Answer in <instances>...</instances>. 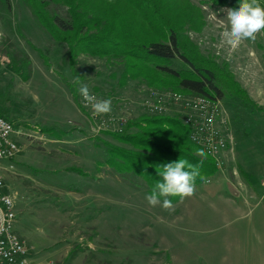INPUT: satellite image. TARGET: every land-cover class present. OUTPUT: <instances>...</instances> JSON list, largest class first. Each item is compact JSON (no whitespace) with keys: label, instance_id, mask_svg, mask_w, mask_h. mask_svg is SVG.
Segmentation results:
<instances>
[{"label":"rangeland","instance_id":"1","mask_svg":"<svg viewBox=\"0 0 264 264\" xmlns=\"http://www.w3.org/2000/svg\"><path fill=\"white\" fill-rule=\"evenodd\" d=\"M192 1L203 23L187 32L189 39L214 66L226 64L250 106L220 98L230 153L195 183L191 196L165 209L149 205L139 176L101 163L105 142L118 143L106 131L151 114L140 102L148 85L139 78L118 84L116 58L80 53L71 71L62 61L65 44L51 39L24 0H9L8 7L0 0V112L22 131L14 136L19 149L0 159V171L14 204L13 228L32 264H264V29L255 41L230 46L222 33L230 29L232 8ZM16 67L28 69L27 78ZM77 77L96 97L111 99L110 113L94 115L80 102ZM162 112L174 114L175 108L162 105ZM43 126L68 130L56 137ZM241 185L258 192L245 198Z\"/></svg>","mask_w":264,"mask_h":264},{"label":"trees","instance_id":"2","mask_svg":"<svg viewBox=\"0 0 264 264\" xmlns=\"http://www.w3.org/2000/svg\"><path fill=\"white\" fill-rule=\"evenodd\" d=\"M1 1L9 6V0ZM198 1L224 4L231 8L238 7L240 3V0ZM24 2L51 39L65 44L62 61L68 64L71 71L80 53L116 58L120 85L127 79L139 78L149 87L171 89L191 96H233L238 98L241 106H250L246 102L248 99L244 98L247 94L243 87L237 84L226 64L214 66L213 60L201 56L189 39L187 32L191 29L197 31L203 23L202 12L192 0ZM55 6L60 9L62 6V13ZM39 54L47 63V57ZM26 64L28 60L23 59L21 65ZM13 70L23 79L28 76V69L21 71L16 67ZM64 82L70 87L72 99L79 105L77 92L72 89L74 85L67 80ZM123 124L120 130L106 131L118 143L105 142V156L101 163L115 171H130L139 176L148 195L157 181L162 180L158 172L163 166L179 158L200 164V174L204 178L217 169L211 157L198 155V150L202 148L189 139L187 127L176 114H140L126 119ZM39 129L56 137L68 130H55L52 126ZM69 168L83 174L77 166ZM201 180L197 177L195 183ZM179 197L170 196L168 199L174 202Z\"/></svg>","mask_w":264,"mask_h":264},{"label":"built area","instance_id":"3","mask_svg":"<svg viewBox=\"0 0 264 264\" xmlns=\"http://www.w3.org/2000/svg\"><path fill=\"white\" fill-rule=\"evenodd\" d=\"M79 99L86 105L81 95ZM140 102L144 110L150 113H164L162 105L173 106L174 114L187 127L189 139L214 160L217 168L224 164L223 157L230 153L231 134L226 109L220 98L201 95V98L181 100L179 91H158L147 86ZM217 111L225 112L223 122L228 127V136H220L215 129L208 127V118H215ZM120 129L119 125L114 127V130ZM21 132L20 128L0 114V159L11 158L16 153L19 145L14 136H20ZM14 221L12 196L5 190L0 172V264H32L23 239L13 228Z\"/></svg>","mask_w":264,"mask_h":264},{"label":"clouds","instance_id":"4","mask_svg":"<svg viewBox=\"0 0 264 264\" xmlns=\"http://www.w3.org/2000/svg\"><path fill=\"white\" fill-rule=\"evenodd\" d=\"M227 16L230 29L225 30L222 36L230 46L235 47L245 39L255 41L256 34L264 29V6L261 0H240L238 7L229 10ZM73 83L79 85L78 91L86 106H91L94 115L111 112L110 98L96 97L90 92L89 86L82 83L78 77ZM198 155L206 158L207 154L200 149ZM158 175L162 177V180L157 181L152 193L146 196V200L150 206L162 205L165 209L173 207L168 197L180 196L183 199L191 196L195 191L196 178L204 179L200 174V164H192L181 158L166 163ZM161 198H163L162 201Z\"/></svg>","mask_w":264,"mask_h":264},{"label":"bare ground","instance_id":"5","mask_svg":"<svg viewBox=\"0 0 264 264\" xmlns=\"http://www.w3.org/2000/svg\"><path fill=\"white\" fill-rule=\"evenodd\" d=\"M201 98V96L193 97ZM181 100H191L189 96L181 94ZM225 119L224 111H217L215 118H208V127L209 129H215L220 136H228V127L223 122Z\"/></svg>","mask_w":264,"mask_h":264},{"label":"crops","instance_id":"6","mask_svg":"<svg viewBox=\"0 0 264 264\" xmlns=\"http://www.w3.org/2000/svg\"><path fill=\"white\" fill-rule=\"evenodd\" d=\"M1 172V171H0ZM261 189V188H260ZM5 190L9 193V191H8V188L6 187V185H5ZM239 193L240 194H242V195H245V198H246V196H249V195H254L255 194V191L254 190H258L255 186H244V185H241L240 187H239ZM258 192V191H257ZM262 207H264V206H262ZM262 220L263 219H260L259 221L260 222H262ZM262 239L264 240V237H262V236H260L259 237V243H263L262 242ZM260 246H257L256 247V249L258 248V254H257V252H256V256H262V257H264V248H263V250L261 251V253H260V255H259V251H260V248H259ZM263 247H264V243H263ZM30 258V257H29ZM30 261H31V258H30ZM32 262V261H31Z\"/></svg>","mask_w":264,"mask_h":264}]
</instances>
